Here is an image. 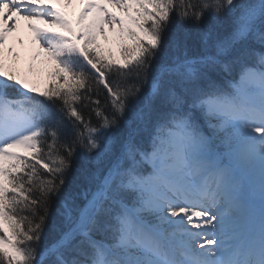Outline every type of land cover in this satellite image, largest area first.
<instances>
[{
  "label": "snow or ice",
  "instance_id": "6c2138e0",
  "mask_svg": "<svg viewBox=\"0 0 264 264\" xmlns=\"http://www.w3.org/2000/svg\"><path fill=\"white\" fill-rule=\"evenodd\" d=\"M0 264H264V0H0Z\"/></svg>",
  "mask_w": 264,
  "mask_h": 264
},
{
  "label": "rangeland",
  "instance_id": "374dc122",
  "mask_svg": "<svg viewBox=\"0 0 264 264\" xmlns=\"http://www.w3.org/2000/svg\"><path fill=\"white\" fill-rule=\"evenodd\" d=\"M78 10H79V5L78 4H74L72 8L68 9L70 14L75 13ZM14 35L19 36L25 42L23 49H21L18 44L16 45L17 49L22 52V60H21L20 66H21V68H23L25 66V64H26V52H27L28 48L30 47V45H29V34H28L26 28L24 27L23 22L21 23V27H20L19 32L14 34ZM110 41H111V33H109V43H106L102 37L100 38V43L105 48L110 46ZM9 43L10 44L12 43L11 39H10Z\"/></svg>",
  "mask_w": 264,
  "mask_h": 264
},
{
  "label": "trees",
  "instance_id": "16d2710c",
  "mask_svg": "<svg viewBox=\"0 0 264 264\" xmlns=\"http://www.w3.org/2000/svg\"><path fill=\"white\" fill-rule=\"evenodd\" d=\"M192 43H196V42H198V38L196 37V35H195V33L193 34V37H192V41H191ZM82 166V162H78L77 164H75L74 165V169H73V176H75V175H77V169L79 168V167H81ZM71 185H69L68 187H70Z\"/></svg>",
  "mask_w": 264,
  "mask_h": 264
}]
</instances>
